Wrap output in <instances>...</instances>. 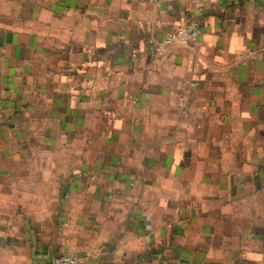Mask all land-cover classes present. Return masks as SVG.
<instances>
[{
  "label": "crops",
  "instance_id": "obj_1",
  "mask_svg": "<svg viewBox=\"0 0 264 264\" xmlns=\"http://www.w3.org/2000/svg\"><path fill=\"white\" fill-rule=\"evenodd\" d=\"M71 251L264 264V0H0V264Z\"/></svg>",
  "mask_w": 264,
  "mask_h": 264
},
{
  "label": "built area",
  "instance_id": "obj_2",
  "mask_svg": "<svg viewBox=\"0 0 264 264\" xmlns=\"http://www.w3.org/2000/svg\"><path fill=\"white\" fill-rule=\"evenodd\" d=\"M199 35V22L189 19L184 24L168 30L161 42L156 45V50H160L171 45H192L197 41ZM51 264H78V257L75 252H67L55 256Z\"/></svg>",
  "mask_w": 264,
  "mask_h": 264
}]
</instances>
